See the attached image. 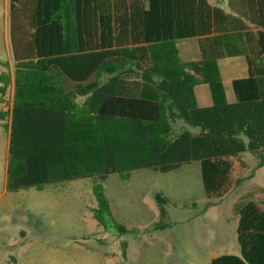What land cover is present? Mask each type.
<instances>
[{
	"label": "trees",
	"instance_id": "trees-1",
	"mask_svg": "<svg viewBox=\"0 0 264 264\" xmlns=\"http://www.w3.org/2000/svg\"><path fill=\"white\" fill-rule=\"evenodd\" d=\"M220 3V0H217ZM10 0L13 85L8 120V192L90 179L94 218L120 233L103 183L139 169L168 173L199 162L207 200L233 186L234 158L264 166V0ZM197 40L201 58L183 62L178 43ZM243 57L232 82L220 60ZM206 85L212 103L199 106ZM155 228L171 226L169 200L155 196ZM239 254L210 264H264V209L239 206ZM126 257V243L121 245Z\"/></svg>",
	"mask_w": 264,
	"mask_h": 264
},
{
	"label": "rangeland",
	"instance_id": "rangeland-1",
	"mask_svg": "<svg viewBox=\"0 0 264 264\" xmlns=\"http://www.w3.org/2000/svg\"><path fill=\"white\" fill-rule=\"evenodd\" d=\"M10 0H0V72L13 70ZM195 40L178 43L181 59ZM243 63L235 72L227 65ZM228 100L234 101L230 79L246 74L243 58L220 62ZM198 104L209 97L206 85L197 88ZM13 85L0 94V112L10 110ZM8 120L0 121V264H210L222 254H238L239 206L255 201L264 209V166L249 153L234 158L233 186L223 197L207 200L199 162L162 173L139 169L127 180L117 174L104 183L117 228L94 218L97 203L90 179L50 184L42 189L6 190ZM168 198L171 226L155 228L159 219L155 196ZM17 239L18 243L12 244ZM126 243V257L121 246Z\"/></svg>",
	"mask_w": 264,
	"mask_h": 264
},
{
	"label": "crops",
	"instance_id": "crops-1",
	"mask_svg": "<svg viewBox=\"0 0 264 264\" xmlns=\"http://www.w3.org/2000/svg\"><path fill=\"white\" fill-rule=\"evenodd\" d=\"M210 2L212 3V4H217V5H219L220 7H222V8H224V9H227V5H226V3L224 2V1H222V0H220V3H218V1L217 0H210ZM196 41V45H194V46H187L186 48H185V53L187 54V55H189V56H192V57H195V58H193V59H190V60H182L183 62H188V61H196V60H199L200 58H201V49H200V45H199V42L197 41V40H195ZM179 49V48H178ZM179 53H180V50H179ZM180 58H181V56H180ZM235 58H240V57H235ZM241 58H243V57H241ZM226 59H228V58H224L223 60H226ZM244 59V58H243ZM223 60H220V62L221 61H223ZM244 62H245V64H246V61H245V59H244ZM243 64V63H242ZM241 63H235V64H229V65H227V70L228 71H230V72H235L237 69H240V68H243V65H242ZM220 70H221V67H220ZM221 75H222V72H221ZM247 76V64H246V74H245V76H242V77H240V78H243V77H246ZM222 79H223V82H224V78H223V75H222ZM235 79H238L237 77H235V76H232V78L230 79V83H231V86H232V82L235 80ZM224 85H225V82H224ZM200 86H202V85H200ZM199 87V86H198ZM197 87V88H198ZM197 88H196V97H197V101H198V96H197ZM226 88V87H225ZM227 92V91H226ZM228 97V96H227ZM206 103L207 104H205L204 106H209V105H211V103H212V100H211V96H210V92H209V97H208V99H206ZM200 106V105H199ZM203 107V106H202ZM7 157H8V154H7ZM6 183H7V180H6ZM16 243H18V240L17 239H15L14 241H13V243L12 244H16ZM239 254V253H238ZM217 257V256H216ZM215 258V257H214ZM213 259V258H212Z\"/></svg>",
	"mask_w": 264,
	"mask_h": 264
}]
</instances>
